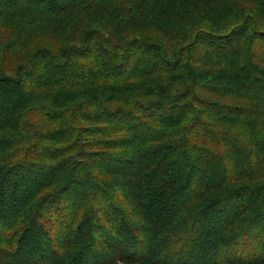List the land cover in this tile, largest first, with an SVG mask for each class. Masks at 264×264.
Here are the masks:
<instances>
[{"label":"trees","instance_id":"1","mask_svg":"<svg viewBox=\"0 0 264 264\" xmlns=\"http://www.w3.org/2000/svg\"><path fill=\"white\" fill-rule=\"evenodd\" d=\"M0 264H264V0H0Z\"/></svg>","mask_w":264,"mask_h":264}]
</instances>
